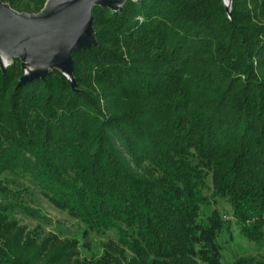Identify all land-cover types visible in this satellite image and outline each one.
Returning a JSON list of instances; mask_svg holds the SVG:
<instances>
[{
	"label": "trees",
	"instance_id": "1",
	"mask_svg": "<svg viewBox=\"0 0 264 264\" xmlns=\"http://www.w3.org/2000/svg\"><path fill=\"white\" fill-rule=\"evenodd\" d=\"M38 14L48 0H2ZM98 45L19 86L0 63V264H222L227 201L264 243V0L128 1L96 6ZM9 174L8 180L1 176ZM27 183L81 222L115 231L101 257L78 238L42 236L10 218ZM239 264H264L242 260Z\"/></svg>",
	"mask_w": 264,
	"mask_h": 264
},
{
	"label": "water",
	"instance_id": "2",
	"mask_svg": "<svg viewBox=\"0 0 264 264\" xmlns=\"http://www.w3.org/2000/svg\"><path fill=\"white\" fill-rule=\"evenodd\" d=\"M130 0H48L38 14L20 13L0 0V63L4 73L21 61L19 86L45 80L59 70L76 90L73 52L98 45L94 28L96 6L114 11ZM140 1V0H132ZM230 18L234 0H222Z\"/></svg>",
	"mask_w": 264,
	"mask_h": 264
},
{
	"label": "rangeland",
	"instance_id": "3",
	"mask_svg": "<svg viewBox=\"0 0 264 264\" xmlns=\"http://www.w3.org/2000/svg\"><path fill=\"white\" fill-rule=\"evenodd\" d=\"M11 180L9 174L1 176ZM11 188L20 195L19 200L14 195L10 199L14 202L22 203L38 211L40 216H33L20 209L11 212L10 218L17 220L21 226L29 231H37L42 236L49 233L59 235L61 238H78L81 243L88 242L89 247H81L83 256L101 257L104 253L105 244L116 238V232L110 231L105 235L92 234L86 241L83 238V226L80 221L74 219L68 212L57 209L48 199H46L37 189L27 183L11 185ZM214 210H218L229 220V224L219 238L223 246L222 264H239L242 260H255L264 262V243L257 244L248 241L241 233L230 204L222 199L213 201L204 209L205 216L210 215Z\"/></svg>",
	"mask_w": 264,
	"mask_h": 264
}]
</instances>
